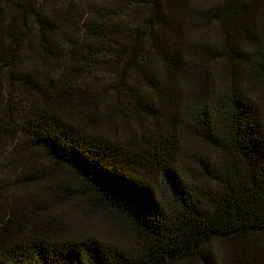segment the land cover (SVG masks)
I'll use <instances>...</instances> for the list:
<instances>
[{
  "label": "trees",
  "instance_id": "obj_1",
  "mask_svg": "<svg viewBox=\"0 0 264 264\" xmlns=\"http://www.w3.org/2000/svg\"><path fill=\"white\" fill-rule=\"evenodd\" d=\"M0 264H264V0H0Z\"/></svg>",
  "mask_w": 264,
  "mask_h": 264
},
{
  "label": "rangeland",
  "instance_id": "obj_2",
  "mask_svg": "<svg viewBox=\"0 0 264 264\" xmlns=\"http://www.w3.org/2000/svg\"><path fill=\"white\" fill-rule=\"evenodd\" d=\"M2 151L0 150V156L2 157L3 155H4V152L3 153H1Z\"/></svg>",
  "mask_w": 264,
  "mask_h": 264
}]
</instances>
